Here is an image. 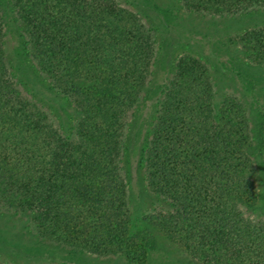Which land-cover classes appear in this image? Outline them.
Returning <instances> with one entry per match:
<instances>
[{
  "label": "trees",
  "instance_id": "obj_1",
  "mask_svg": "<svg viewBox=\"0 0 264 264\" xmlns=\"http://www.w3.org/2000/svg\"><path fill=\"white\" fill-rule=\"evenodd\" d=\"M9 1L26 56L69 100L75 118L64 134L19 89L0 10V211L26 216L35 236L25 244L0 229V251L39 257L62 246L77 255L160 264L173 246L186 260L165 258L168 264H264V213H245L258 202L264 208V191L257 196L253 182L248 116L234 99L214 104L205 66L177 60L142 150L147 187L170 208L135 210L122 155L150 73L152 33L115 0ZM180 5L227 15L264 7V0ZM240 41L251 62L264 64V26ZM263 142L257 139L259 148Z\"/></svg>",
  "mask_w": 264,
  "mask_h": 264
},
{
  "label": "rangeland",
  "instance_id": "obj_2",
  "mask_svg": "<svg viewBox=\"0 0 264 264\" xmlns=\"http://www.w3.org/2000/svg\"><path fill=\"white\" fill-rule=\"evenodd\" d=\"M115 1L120 7L138 15L155 42L146 89L139 105L130 115L124 136L122 166L130 187L133 209L155 212L170 208L166 199L152 193L147 187L142 150L151 136V123L164 87L176 72L177 60L183 56L195 58L205 66L215 105H219L224 98H230L245 109L252 137L248 152L254 166L253 182L257 189L256 195L260 196L264 191V142L259 148L257 139L264 138V64L251 62L240 40L248 30L264 26V7H253L235 14L211 15L185 11L180 0ZM0 10L5 23L7 60L19 89L42 106L64 134H69L75 118L71 103L52 88L26 56L24 36L10 1L0 0ZM260 205L261 202H258L256 208L245 209V213L259 216L264 213ZM0 229L22 243L35 241L26 216L0 211ZM159 240L169 246L162 234ZM78 253L62 246L52 254L39 257L20 250L0 251V263L128 264L122 257ZM165 258L186 260L173 246L160 255V264H168Z\"/></svg>",
  "mask_w": 264,
  "mask_h": 264
}]
</instances>
